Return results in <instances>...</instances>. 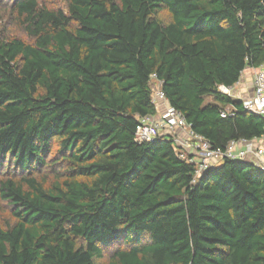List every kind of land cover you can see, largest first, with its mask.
<instances>
[{
  "label": "trees",
  "instance_id": "obj_1",
  "mask_svg": "<svg viewBox=\"0 0 264 264\" xmlns=\"http://www.w3.org/2000/svg\"><path fill=\"white\" fill-rule=\"evenodd\" d=\"M64 3L0 0V264H264L263 171L134 141L152 75L214 149L264 135L217 90L264 66V0Z\"/></svg>",
  "mask_w": 264,
  "mask_h": 264
},
{
  "label": "built area",
  "instance_id": "obj_2",
  "mask_svg": "<svg viewBox=\"0 0 264 264\" xmlns=\"http://www.w3.org/2000/svg\"><path fill=\"white\" fill-rule=\"evenodd\" d=\"M150 81L155 113L138 118L135 142L149 143L161 138L171 140L179 157L194 165L196 176L225 160L246 162L264 172V135L252 140L230 141L224 149H214L208 140L192 130L180 111L169 105L157 77L152 75ZM217 90L232 97V87L219 85ZM240 101L246 113L264 119V66L252 69L251 94ZM220 114L221 117H231L234 109L226 107Z\"/></svg>",
  "mask_w": 264,
  "mask_h": 264
},
{
  "label": "rangeland",
  "instance_id": "obj_3",
  "mask_svg": "<svg viewBox=\"0 0 264 264\" xmlns=\"http://www.w3.org/2000/svg\"><path fill=\"white\" fill-rule=\"evenodd\" d=\"M41 1L45 2L49 7H52V8H56V7L64 8L65 7L64 0H41ZM5 8H6L5 5H3V6L0 5V18H1V16L4 18V20H0V29L1 28L6 29L7 34L11 37L20 38V39L27 41L28 38L20 29H18L11 22L6 21V18H5L6 15L3 14V12L6 11ZM158 17L162 21L168 20V15L166 12H161L158 15ZM248 77H252V73ZM207 101H211V99H207ZM216 164H217V166H220L222 164V162H218ZM6 165H7V161H5L3 163V165L0 167V173H4V171L2 172V170L5 169ZM10 210H11V208L6 203H4L0 200V226H4V225H6L7 222H11L10 215H9ZM109 254H110L109 251H104L103 258L100 260H97L96 263L97 264H107Z\"/></svg>",
  "mask_w": 264,
  "mask_h": 264
},
{
  "label": "crops",
  "instance_id": "obj_4",
  "mask_svg": "<svg viewBox=\"0 0 264 264\" xmlns=\"http://www.w3.org/2000/svg\"><path fill=\"white\" fill-rule=\"evenodd\" d=\"M252 73V69H246L239 81L232 87V98L240 100L251 94L252 77H248Z\"/></svg>",
  "mask_w": 264,
  "mask_h": 264
}]
</instances>
